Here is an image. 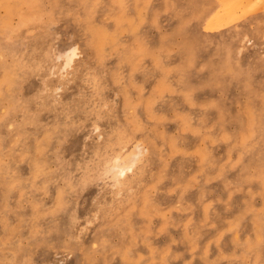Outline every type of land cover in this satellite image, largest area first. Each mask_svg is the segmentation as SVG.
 <instances>
[{
	"label": "rangeland",
	"instance_id": "1",
	"mask_svg": "<svg viewBox=\"0 0 264 264\" xmlns=\"http://www.w3.org/2000/svg\"><path fill=\"white\" fill-rule=\"evenodd\" d=\"M0 264H264V0H0Z\"/></svg>",
	"mask_w": 264,
	"mask_h": 264
},
{
	"label": "bare ground",
	"instance_id": "2",
	"mask_svg": "<svg viewBox=\"0 0 264 264\" xmlns=\"http://www.w3.org/2000/svg\"><path fill=\"white\" fill-rule=\"evenodd\" d=\"M108 41V37H106V34H104L103 32H99V33H97L96 34V36H95V43L98 45V46H102L105 42H107ZM75 47L73 48V49H69V50H67L66 52H65V54L64 55H62V56H64L65 57V62H66V64H68L70 61H71V59H72V57L75 55ZM61 56V57H62ZM76 56V55H75ZM74 56V57H75ZM64 59V58H63ZM71 64V63H70ZM113 161V160H112ZM117 161V160H116ZM119 164V163H118ZM104 166V165H103ZM107 166V165H106ZM126 168V167H125ZM128 168V167H127ZM121 170V172H123L125 169H120ZM129 170V169H128ZM118 172H119V170H118ZM127 173V172H126Z\"/></svg>",
	"mask_w": 264,
	"mask_h": 264
}]
</instances>
